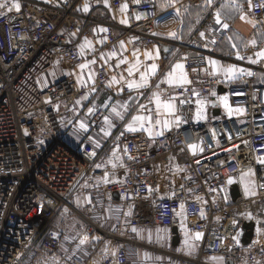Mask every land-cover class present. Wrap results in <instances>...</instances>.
Returning <instances> with one entry per match:
<instances>
[{"label": "built area", "instance_id": "built-area-1", "mask_svg": "<svg viewBox=\"0 0 264 264\" xmlns=\"http://www.w3.org/2000/svg\"><path fill=\"white\" fill-rule=\"evenodd\" d=\"M15 2L18 11L13 0H0L6 3L0 9V264H128L130 249L139 248L159 257L155 264H264V58H257L264 43L244 49L239 59L221 58L234 67L251 65V75L237 82L210 75L197 85L171 86L167 79L177 64L191 72L216 57L228 27L223 19L216 23L215 8L186 40L173 42L158 35L155 0ZM247 9L264 36V0H248ZM127 41L140 62L151 47L171 49L129 113L116 105L117 90L131 91L130 52L121 50ZM54 69L63 76L42 86L41 76ZM79 73H92L93 82H78ZM93 89L109 90L112 100L93 109L82 129L73 118ZM157 92L171 98L168 118L178 120L172 129L161 131L157 123ZM141 112L151 116L144 128L152 138L127 130ZM114 117L110 135L92 140ZM70 132L82 138L78 145L66 141ZM233 184L240 191L236 201ZM91 195L100 202H86ZM115 203L128 221L107 229L102 219ZM245 223L254 226L247 245ZM152 227L170 231L168 246L134 238L133 229ZM91 236L104 251L98 246L78 258V243Z\"/></svg>", "mask_w": 264, "mask_h": 264}, {"label": "crops", "instance_id": "crops-1", "mask_svg": "<svg viewBox=\"0 0 264 264\" xmlns=\"http://www.w3.org/2000/svg\"><path fill=\"white\" fill-rule=\"evenodd\" d=\"M158 13L160 15V21L158 23V35L165 39H168L173 42H179L186 40L197 28L199 25L202 16L209 12L210 9L215 8L216 13L219 12L220 18L225 20L228 25V34L227 36L221 41L218 48L215 51L214 56L208 57V66L206 69L200 70H193L191 72H185L182 68L180 69H173V73L170 77H168V82L171 86L179 85V84H194L204 81L210 75L216 76H224L221 71H215V69L226 68L228 66H232L231 64L227 63L226 61L222 60L221 58L224 57H237L242 53L244 49L247 48H258L261 44L264 43V36L261 31V26L250 16L247 4L248 0H236L235 3H232V0H212L211 4L209 5L208 2L204 4H196L193 6L184 7L182 5V0H155ZM244 19H241V17ZM172 33H175L173 37ZM255 41V44L252 43ZM121 50H127L130 52L128 57V64L129 69H131L132 74L129 75V69L126 72V77L131 80V82H135V84H140V87H133L128 95H124L121 91L117 90L116 95L117 98V107L119 110H122L125 113H129L140 101L142 91L146 83L141 82V76L144 75L145 78L148 76L155 74L160 70V58L162 57L161 49L158 47H151L143 54V60L137 61L133 59V55H136L138 51L132 48L131 41H127L121 45ZM83 52L86 55V50L83 48ZM261 52V51H260ZM148 55H145V54ZM259 53V52H258ZM87 56V55H86ZM258 59H262L257 56ZM151 60L152 65H155L156 68L153 71L152 65L145 66L143 63L145 60ZM108 60V57H106ZM209 61H216V65H212ZM250 64H254V62H250ZM249 66H238L235 67L237 69H243L245 74L251 73L252 69ZM234 67V66H233ZM57 69L54 70V74L51 76L52 79L56 76ZM243 74V75H245ZM261 74V73H260ZM243 75H237L232 78V81H239L240 77ZM262 76L264 73L261 74ZM78 82H86L87 84H91L93 82V74L86 75L83 73H79L77 76ZM47 81V79H46ZM43 81L40 78V84L42 86H46L49 84L48 82ZM258 78L255 77L254 82H257ZM52 82V81H51ZM130 82V83H131ZM111 88V87H109ZM155 95L159 96V99L162 104L164 103H171V98H167L166 95H163L159 92L155 93ZM111 101L112 97L109 93V90H97L93 89L87 96V99L79 104V112L73 118V122L78 123L81 125L83 123L86 124L89 116L91 115L93 109L97 107L103 106L106 101ZM152 103L155 107V112L159 116V127L161 131H165L168 129H172L174 126L178 124V120H173L172 118H168L169 113L168 111L161 107L157 109L155 98L153 95ZM136 116H143L146 119L143 121V127H141L140 122H136L134 125L137 130L136 131H129L130 133H139L143 132L148 138H152L154 136L151 128L145 129L144 125L146 123H151V116L146 115L145 113H137ZM119 120V117H114L113 123H108L102 127L100 132V136L92 135L91 139L99 142L100 137H107L112 132L115 123ZM165 122H167V126H165ZM132 123V120L131 122ZM107 133V135L105 134ZM151 133V134H150ZM82 138L75 135L73 132H70L66 135V141L70 145H78L81 142ZM86 202H95L99 203V197L95 195H91L90 197L86 198ZM117 208V203L114 205L107 206L106 214L102 219L103 226L106 225V218L108 220L113 221L116 223H126L128 219H122L118 216L117 210L116 212L114 209ZM110 211V212H109ZM113 227V225H112ZM110 227V228H112ZM107 228V229H110ZM159 230V231H158ZM169 230L168 229H161V228H138L136 231L133 232V236L136 240L145 243V244H153V245H161L164 243L165 246L169 244ZM100 241L91 236L87 240L78 243L76 256L80 259L84 258L86 252L89 249L100 247V251L103 250V245H100ZM159 257L150 253L144 249H130L129 251V261L128 264H155Z\"/></svg>", "mask_w": 264, "mask_h": 264}, {"label": "snow or ice", "instance_id": "snow-or-ice-1", "mask_svg": "<svg viewBox=\"0 0 264 264\" xmlns=\"http://www.w3.org/2000/svg\"><path fill=\"white\" fill-rule=\"evenodd\" d=\"M207 2H208V4L210 5L211 2H212V0H207ZM235 2H236V0H232V3H235ZM4 7H6V3H0V9H2V8H4ZM125 7H126V5H125V6H122V9H121V10L123 11ZM11 8H15V9L18 11L19 8H20V5H19V3H16L15 0H13V3L11 4ZM9 10H11V9H9ZM85 11H87V8H85ZM220 15H221V14H220L219 12L216 13V23H217V24H221V18H220ZM241 19H244V17L242 16ZM123 22H124V21H122V23H123ZM222 27L225 28V29H227L228 25H227V24H223ZM170 35H172V36L174 37V36H175V33H172V34H170ZM201 36H203V33H201ZM252 43L255 44V41H252ZM145 55H148V54L146 53ZM257 56L260 57V58H264V51H261V52L257 53ZM237 58L239 59L240 57L237 56ZM249 60H250V62H254V61L251 60V58H249ZM209 63L215 66L217 62H216V61H209ZM84 67H86V66H85V65H81V68H82V69H83ZM182 67H183V66L180 65V64H177V65L175 66L176 69H180V68H182ZM155 68H156V66H155V65H152V69H153V71L155 70ZM215 71H221V72H222L227 78H229V79H232V78H234V77L237 76V75H243V74H245V72H244L243 69H237V68H235V67H233V66H228V67H226V68H221V69H215V68H214V73H215ZM131 74H132V71H131V69H129V75H131ZM246 74H247V75H251V73H246ZM141 82L146 83V78H145L144 75L141 76ZM169 82H171V81H169ZM134 86H135V87H140L141 85H140V84H135V82H131V83L128 84V87H129L130 89L133 88ZM154 98H155V103H156L157 109H160L161 107H163V108H165V109L168 111L169 114H173V105H172L170 102H169V103H164V104H162L161 101H160V99H159V96H157V95H155V94H154ZM221 99H222V102L224 103L225 107L227 108V97H222ZM236 111H242V110H241V109H237ZM229 112L231 113V109H229ZM118 115H119V114H118ZM197 117H198V118H202V114H201L200 112H198V113H197ZM145 119H146V118L143 117V116H136V117H133V118H132V123H130V124L127 126V130H128V131H136L137 128L134 126V125L136 124V122H140L141 127H143V121H144ZM105 122L108 123L107 120H106ZM157 123H159V121H157ZM165 126H167V122H165ZM80 127H81L82 129L85 128V126H84L83 123H81ZM85 130H86V129H85ZM105 134L107 135V133H105ZM150 134H151V133H150ZM191 147H192L193 149H195L196 146H195V145H192ZM260 162H264V161H260ZM97 167H99V165H98ZM231 182H232V181L229 180V183H231ZM181 207H183V206H181ZM133 231H136V229H133ZM158 231H159V230H158ZM200 236H201L200 233H196L195 236L193 237V239L198 240V239H200ZM185 244L188 245V241H187V240L185 241Z\"/></svg>", "mask_w": 264, "mask_h": 264}, {"label": "water", "instance_id": "water-1", "mask_svg": "<svg viewBox=\"0 0 264 264\" xmlns=\"http://www.w3.org/2000/svg\"><path fill=\"white\" fill-rule=\"evenodd\" d=\"M161 52L163 54V58L166 59L168 54L171 52V49L168 47H163L161 49ZM225 92V90L223 88H219L218 89V94H223ZM219 114L218 110L214 111V115L217 116ZM230 194L232 197V201H236L239 197H240V191H239V187L237 184H233L231 185V189H230ZM114 199L117 201L118 200V196L116 194L113 195ZM253 224L252 223H245L243 225V232L241 234L242 237V243L244 245H247L248 242L252 239L253 236ZM171 233L173 235L172 241H171V245L173 247H177L179 244V235H178V229L177 228H173L171 230Z\"/></svg>", "mask_w": 264, "mask_h": 264}, {"label": "rangeland", "instance_id": "rangeland-1", "mask_svg": "<svg viewBox=\"0 0 264 264\" xmlns=\"http://www.w3.org/2000/svg\"><path fill=\"white\" fill-rule=\"evenodd\" d=\"M55 70V69H54ZM60 71V70H59ZM57 72L56 71V76L57 77H61V76H63V73H60V72ZM54 74V71H49L47 74H44V75H42L41 76V79L43 80V81H46V79H47V81H46V83L48 82L49 84L51 83V81H52V75ZM240 183L242 184V187H243V189H244V191H245V193L246 194H249V193H251V189H249V188H247V178H241L240 179ZM116 210L117 209H114V211L116 212ZM110 212V211H109ZM112 225L114 226L115 225V223L113 222V221H110V220H108V218H106V225L104 226L105 228H110V227H112Z\"/></svg>", "mask_w": 264, "mask_h": 264}]
</instances>
